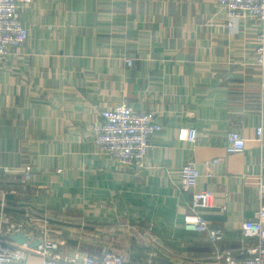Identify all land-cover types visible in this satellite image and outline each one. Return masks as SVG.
Returning <instances> with one entry per match:
<instances>
[{
	"label": "crops",
	"instance_id": "obj_1",
	"mask_svg": "<svg viewBox=\"0 0 264 264\" xmlns=\"http://www.w3.org/2000/svg\"><path fill=\"white\" fill-rule=\"evenodd\" d=\"M18 1L29 35L0 62V165L10 169L1 173L0 201L7 191L10 205L47 216L52 237L74 244L66 254L91 251L75 247L76 225L99 254H129L152 229L173 252L167 264H215L217 249L251 246L242 223L264 204L258 23L230 29L214 0ZM123 102L164 125L145 167H124L94 146L92 123ZM231 130L247 139L242 153L226 150ZM189 161L202 172L198 188L213 196L200 214L224 230L218 244L184 228L192 191L182 189L180 171Z\"/></svg>",
	"mask_w": 264,
	"mask_h": 264
},
{
	"label": "built area",
	"instance_id": "obj_2",
	"mask_svg": "<svg viewBox=\"0 0 264 264\" xmlns=\"http://www.w3.org/2000/svg\"><path fill=\"white\" fill-rule=\"evenodd\" d=\"M218 7L227 11V26L237 29L240 22L252 20L258 23L254 66L260 71L261 95L264 100V0H214ZM29 31L21 15L18 0H0V62L9 59L15 50L28 38ZM131 65L132 59H127ZM164 129L162 121L153 112H140L126 102L118 103L108 110H102L100 117L91 126L96 150L124 167H145L153 138ZM197 127L189 129L188 141L194 145L198 140ZM264 121L256 129L255 139L262 142ZM226 150L230 154L242 153L247 139L238 130L226 135ZM218 159L214 163H218ZM264 165V157L262 159ZM10 172L9 167L0 165L1 173ZM202 172L193 161L187 162L180 171L181 187L192 191L190 212L186 214V231L205 234L212 244L224 238V230L213 228L200 214L203 209L211 208L213 196L207 190L198 188ZM31 178V167L24 170L22 183ZM260 185L264 184L261 178ZM0 201V264H167L165 252H173L156 238L152 229L146 231L147 242L129 254L107 250L100 255L83 254L77 250L73 254L64 252L65 244L51 236L48 217L38 211L10 205L7 191H3ZM22 232L32 240L41 239L37 247L20 244L7 237L8 233ZM242 236L252 241L251 246L242 243L233 248L217 249L209 258L215 264H264V204L254 219L242 223Z\"/></svg>",
	"mask_w": 264,
	"mask_h": 264
},
{
	"label": "rangeland",
	"instance_id": "obj_3",
	"mask_svg": "<svg viewBox=\"0 0 264 264\" xmlns=\"http://www.w3.org/2000/svg\"><path fill=\"white\" fill-rule=\"evenodd\" d=\"M88 232H87V230H86V228L84 227H82V226H80V225H76V226H72V228H71V237H72V239H74L73 240V243H76V245H75V247L76 246H79L81 249H85V250H88V249H91V251H90V254H96V255H100L99 253H98V249L100 248L99 246H100V244H98L95 240L96 239H93L91 236H89L88 234H87ZM56 232H54V231H51V236L53 235L54 237L56 236ZM61 234H63V236L65 237V238H67V237H69V233H65V232H61ZM62 236V237H63ZM68 239V238H67ZM92 240L93 241H95V242H92ZM70 241V240H69ZM72 245L74 246V244H72V243H70V244H67V245H65V248H68V249H70V247H72ZM139 245V243L138 244H136V246H134L132 249V251H130L129 253H131V252H133L134 250H136V248H139L140 246H138ZM113 248H119V249H123V247H122V244L120 243V244H117V245H114V246H112ZM124 247H125V245H124ZM185 264H187V262L185 263ZM189 264V263H188Z\"/></svg>",
	"mask_w": 264,
	"mask_h": 264
},
{
	"label": "water",
	"instance_id": "obj_4",
	"mask_svg": "<svg viewBox=\"0 0 264 264\" xmlns=\"http://www.w3.org/2000/svg\"><path fill=\"white\" fill-rule=\"evenodd\" d=\"M7 237L20 244H29L31 247H37L41 243L40 238L32 240L27 234L22 232L8 233Z\"/></svg>",
	"mask_w": 264,
	"mask_h": 264
}]
</instances>
